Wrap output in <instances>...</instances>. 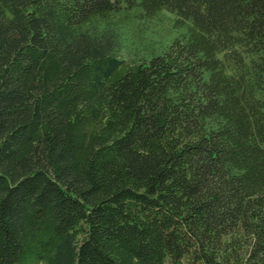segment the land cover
<instances>
[{
	"label": "trees",
	"instance_id": "trees-1",
	"mask_svg": "<svg viewBox=\"0 0 264 264\" xmlns=\"http://www.w3.org/2000/svg\"><path fill=\"white\" fill-rule=\"evenodd\" d=\"M0 264H264V0H0Z\"/></svg>",
	"mask_w": 264,
	"mask_h": 264
},
{
	"label": "rangeland",
	"instance_id": "rangeland-1",
	"mask_svg": "<svg viewBox=\"0 0 264 264\" xmlns=\"http://www.w3.org/2000/svg\"><path fill=\"white\" fill-rule=\"evenodd\" d=\"M169 19H171V18H169ZM162 24H163V23H162ZM170 26H171L170 21H169V20H168V21H165V23H164L163 26H162L163 31L166 32Z\"/></svg>",
	"mask_w": 264,
	"mask_h": 264
}]
</instances>
